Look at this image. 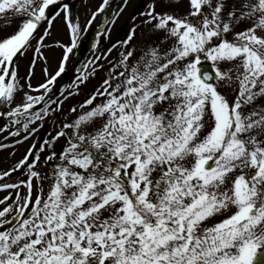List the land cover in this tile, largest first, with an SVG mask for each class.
Wrapping results in <instances>:
<instances>
[{
  "label": "snow or ice",
  "instance_id": "snow-or-ice-1",
  "mask_svg": "<svg viewBox=\"0 0 264 264\" xmlns=\"http://www.w3.org/2000/svg\"><path fill=\"white\" fill-rule=\"evenodd\" d=\"M109 7L82 29L66 0H0V20H18L0 33V103L16 123L31 116L25 140L62 108L58 78ZM61 19L69 43H46ZM53 47L63 50L54 71ZM117 48L79 113L70 109L78 115L0 173L21 177L0 183L16 193L0 211V264H264V0H148L106 51ZM103 58L82 67L77 91Z\"/></svg>",
  "mask_w": 264,
  "mask_h": 264
},
{
  "label": "rangeland",
  "instance_id": "rangeland-1",
  "mask_svg": "<svg viewBox=\"0 0 264 264\" xmlns=\"http://www.w3.org/2000/svg\"><path fill=\"white\" fill-rule=\"evenodd\" d=\"M72 8L73 17L77 18L82 26V29L90 20L91 15L96 9L102 4L103 0H66ZM148 3V0H128L127 7H124V0H109V8L105 9V12L100 13L96 20L92 22L90 27H87L86 30L81 32V42L77 49H74V52L71 56L69 64L66 69V73H71L74 77L72 79L70 88L57 100H63V106L57 111V118L50 128V118L49 113L45 116L44 120H35L34 123L30 124L29 131L31 129H37L32 135L29 136L27 140L24 139V136L29 135V132L23 130V124L31 119V116H21L20 123H16V117H9L7 112L11 108L3 103H0V115L2 117L8 118V125L0 132V145H6L7 147H0V173H3L6 170H10L19 160H21L29 151L33 144H36L39 147H46L44 145L45 140L51 139L52 136H55L57 129L60 127V120L67 119L68 122H71L79 113V105L102 83V80L107 75L108 70L106 67H109L111 63L118 61L119 52L122 49H113L109 54L106 50L111 48L112 44L119 39H123L130 27L132 26V17L134 15L139 16V13L144 10L145 5ZM123 8L121 12L120 9ZM115 19V23L111 21ZM18 26V20L13 19L11 24L6 25L4 21H0V33L13 32ZM246 25H241V28ZM111 29L109 33L107 29ZM143 36L141 40H143ZM70 40V28L66 23L61 19L54 26L53 33L50 38L46 40L48 44H54L56 41H63L65 44L69 43ZM103 52L106 58L101 59L99 62L104 65L103 69L98 70L96 73L91 75L89 79L80 85L79 91L73 87L77 77L82 75L81 69L86 66L87 61L93 60L95 56H99ZM63 53V50L59 47H53L46 50L45 55L49 59V65L54 71L59 63L60 57ZM32 57V53H29L26 58L21 59L19 74L25 76L29 69V63ZM111 62V63H110ZM42 63H38L35 69V75L32 78L33 85L38 84L43 79V73L41 72ZM90 71L91 69H86ZM63 75V74H62ZM61 78V77H60ZM58 78V80L60 79ZM71 91L73 94L67 99H64V96ZM33 95H38V93L33 92ZM24 99L23 93L17 97V103L22 102ZM264 102V101H259ZM39 105V104H38ZM36 105L35 108L38 106ZM13 105L12 107H14ZM72 107H77L78 113H72L70 109ZM34 111H38L34 109ZM63 112V115H60V112ZM43 115V113H41ZM43 124L41 127L40 125ZM47 128V131L45 130ZM54 131H51V130ZM20 130L19 135H13L12 133ZM19 141V143H18ZM64 141L61 139L56 147L59 149L63 145ZM19 172L13 173L11 178L5 177L0 183H14L18 182L20 179ZM26 178V177H23ZM26 191V189L24 190ZM24 192H21L23 195ZM5 197H11V199L5 200ZM16 199V193L13 190L0 189V211L5 207L12 204ZM14 212L8 214V218L13 215Z\"/></svg>",
  "mask_w": 264,
  "mask_h": 264
},
{
  "label": "water",
  "instance_id": "water-1",
  "mask_svg": "<svg viewBox=\"0 0 264 264\" xmlns=\"http://www.w3.org/2000/svg\"><path fill=\"white\" fill-rule=\"evenodd\" d=\"M72 75L67 74L64 76V78L60 81V83L58 84V87L55 88V97H58L61 93H63L68 85H69V81L71 80ZM45 104H42L41 107H45ZM7 124V121L3 118H0V130Z\"/></svg>",
  "mask_w": 264,
  "mask_h": 264
}]
</instances>
